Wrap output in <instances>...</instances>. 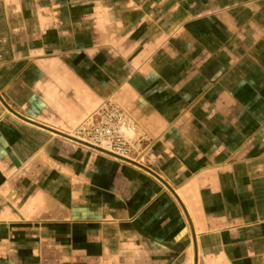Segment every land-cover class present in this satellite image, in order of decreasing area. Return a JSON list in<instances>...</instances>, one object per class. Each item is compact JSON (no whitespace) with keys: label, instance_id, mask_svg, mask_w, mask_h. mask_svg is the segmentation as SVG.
<instances>
[{"label":"crops","instance_id":"1","mask_svg":"<svg viewBox=\"0 0 264 264\" xmlns=\"http://www.w3.org/2000/svg\"><path fill=\"white\" fill-rule=\"evenodd\" d=\"M0 264H264V0H0Z\"/></svg>","mask_w":264,"mask_h":264},{"label":"built area","instance_id":"2","mask_svg":"<svg viewBox=\"0 0 264 264\" xmlns=\"http://www.w3.org/2000/svg\"><path fill=\"white\" fill-rule=\"evenodd\" d=\"M75 136L89 147L126 161L140 160L147 142L133 117L112 100L103 102Z\"/></svg>","mask_w":264,"mask_h":264}]
</instances>
